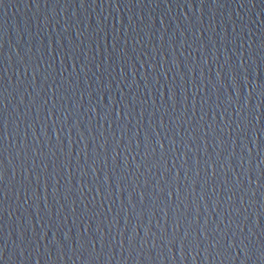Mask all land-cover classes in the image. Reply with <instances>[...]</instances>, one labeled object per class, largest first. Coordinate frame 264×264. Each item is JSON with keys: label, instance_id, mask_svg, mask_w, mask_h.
<instances>
[{"label": "water", "instance_id": "water-1", "mask_svg": "<svg viewBox=\"0 0 264 264\" xmlns=\"http://www.w3.org/2000/svg\"><path fill=\"white\" fill-rule=\"evenodd\" d=\"M0 264H264V0H0Z\"/></svg>", "mask_w": 264, "mask_h": 264}]
</instances>
